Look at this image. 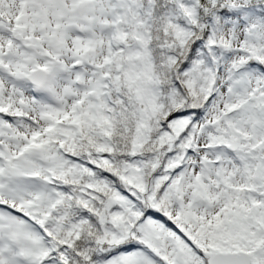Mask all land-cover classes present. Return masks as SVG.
Here are the masks:
<instances>
[{
	"label": "snow or ice",
	"instance_id": "6c2138e0",
	"mask_svg": "<svg viewBox=\"0 0 264 264\" xmlns=\"http://www.w3.org/2000/svg\"><path fill=\"white\" fill-rule=\"evenodd\" d=\"M0 264H264V0H0Z\"/></svg>",
	"mask_w": 264,
	"mask_h": 264
}]
</instances>
